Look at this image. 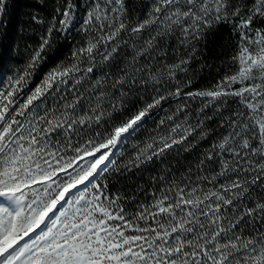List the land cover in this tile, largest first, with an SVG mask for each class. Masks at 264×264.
I'll return each mask as SVG.
<instances>
[{
	"label": "snow or ice",
	"instance_id": "snow-or-ice-1",
	"mask_svg": "<svg viewBox=\"0 0 264 264\" xmlns=\"http://www.w3.org/2000/svg\"><path fill=\"white\" fill-rule=\"evenodd\" d=\"M75 9L72 0L55 9L39 46L0 90V264H264V193L257 198L251 191L264 188V0H152L146 16L130 28L125 0H92L79 28L85 41L73 49L71 61L58 63L24 93L53 31L67 32ZM5 12L6 0H0V18ZM217 25H229L238 36L230 58L234 71L210 88L185 92L192 78L181 82L177 73L188 72L195 41ZM146 30L149 38L131 45L132 60L115 79L97 78L87 95L76 88L127 43L117 39L121 32L139 37ZM177 30L191 51L174 63L157 53L161 60L153 65L157 38ZM69 81L71 100L64 89ZM165 81L175 86L154 88L142 107L123 111L135 86ZM182 96L203 98L199 113L219 102L214 112L226 134L195 165V179L189 168L126 211L124 198L103 182L106 173L191 151L193 141L209 134L205 121L211 116L198 114L192 123L186 103L178 104L117 165L118 149L153 110ZM229 98L236 107L225 117L221 108ZM206 169L211 174L204 175Z\"/></svg>",
	"mask_w": 264,
	"mask_h": 264
},
{
	"label": "trees",
	"instance_id": "trees-1",
	"mask_svg": "<svg viewBox=\"0 0 264 264\" xmlns=\"http://www.w3.org/2000/svg\"><path fill=\"white\" fill-rule=\"evenodd\" d=\"M66 2L67 0H6V12L0 18V90L7 86L9 76H12L17 69L23 68L30 50L37 48L41 43V37L47 34L49 21L55 15V9L58 6L62 9ZM91 2L92 0H72V3L76 5L75 19L67 32L53 31L50 47L42 53L43 59L32 73L27 87L23 90L24 93L38 85L44 75L58 63L71 61L73 49L82 45L85 41V35L79 31V28ZM125 3L128 8L126 22L130 28L138 19L142 20L146 16L152 0H125ZM34 16L38 19L34 20ZM58 21L59 17H57V23ZM149 35L150 33L147 30L142 32L139 37L132 36L128 32H121L120 37L117 39L119 40L122 37L127 43H120L117 52L113 53L109 61L103 64L97 63L93 72L81 84L76 85V88L87 95L92 88V83L97 78L108 75L110 79H115L116 75L121 74L122 69L132 60L134 50L131 45L140 46L149 38ZM181 39L178 30L167 37H158L156 48L152 52V56L155 57L152 61L153 65L161 60V56L157 53L166 54L163 57L164 63H174L179 57L191 51L190 46L181 44ZM236 39H238V36L230 31L229 25H217L214 29L206 30L202 39L195 41L196 52L187 65L188 72H178L176 77L181 82L192 78L193 82L188 88L184 89L185 92L210 88L226 74L234 71V67H230V58L236 49L234 42ZM100 51L103 52L102 46ZM144 61L145 57L139 58V63L143 64ZM170 86L174 87L175 85L165 81L163 85L135 86L134 90L124 100L125 108L123 111L126 113L128 110L142 107L145 102L150 101L151 96L154 94V88H160L163 91ZM234 87H239V85ZM64 89H67L65 95L71 100L73 94L72 81H69ZM108 90L113 91L110 85ZM181 103H186L188 118L192 123L196 122L198 114L201 119L205 114L212 117L210 120L205 121V127L209 133L207 138L198 142L193 141L195 147L191 151H172L159 159H153L152 162L141 165L139 168H133L131 171H126L123 167H120L119 171L106 173L103 182L107 183L109 193L119 194L124 198L126 211H135L137 202H148L154 190L173 178L179 180L181 176L188 173L189 168H192L191 175L195 179L198 174L195 165L203 158L204 153L211 148L212 144L218 141L221 135L226 134V129L218 126L221 123L220 116L214 112L220 106L219 102L205 108L203 113H199V109L204 103L203 98L185 101L182 96L177 100L168 99L162 102L163 110L160 108L153 110L144 126L118 149L122 154L116 157L117 165L122 166L125 164L136 151L134 145L146 142L153 135L159 120L168 114L174 113L177 105ZM235 107L234 100L229 98L227 106L222 107L221 111L226 117L229 111ZM113 117L118 119L120 114L114 112ZM183 118L184 113L177 116V119L182 120ZM103 127H106V125ZM103 127L95 130L102 131ZM189 139L192 140L191 137ZM214 166L215 170L218 171L219 164ZM203 174H211V169H206ZM251 191L254 197L259 198V195L264 193V188L252 186ZM248 203L251 205V201H248Z\"/></svg>",
	"mask_w": 264,
	"mask_h": 264
}]
</instances>
